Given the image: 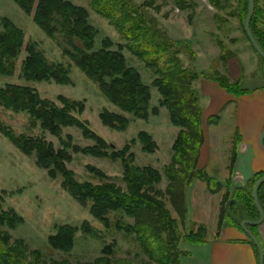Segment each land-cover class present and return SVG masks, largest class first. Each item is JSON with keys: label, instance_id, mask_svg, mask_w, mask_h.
<instances>
[{"label": "rangeland", "instance_id": "1", "mask_svg": "<svg viewBox=\"0 0 264 264\" xmlns=\"http://www.w3.org/2000/svg\"><path fill=\"white\" fill-rule=\"evenodd\" d=\"M70 1L89 10V22L97 31L95 48L101 46L104 38H110L114 42V47L118 42H125L119 31L105 17L95 12L91 4L92 0ZM125 1L133 6H139L140 15L145 10L146 18L154 19L159 29L171 39L185 42L183 46H177L181 50L178 56L184 68L194 69L197 73L203 72V75L209 78L219 77L222 81L232 86L237 84V87L246 91L249 90L247 86L264 87V61L247 39L244 22L240 21L237 12L236 0L224 1L221 9L214 7L210 0H183L182 2L188 5L187 8H180L175 0ZM121 3L122 0H114L118 8ZM122 9L123 15L127 13L130 16L124 7ZM0 15L13 20L24 32L25 42L34 43L48 61L65 65L71 79L69 84H58L53 81H26L21 76L20 60H18L17 68L12 75L0 74V86L6 83L29 84L42 97L56 102L59 106H61L59 96L84 101L83 111L76 116L87 122L88 127L106 141L105 150L120 151L125 146H128V149L116 159L78 151L76 149L97 144L95 139L86 137L79 127H63L57 136L43 129L39 122L34 126L28 114L14 112L0 106L2 124L16 134L44 138L51 142L56 150L64 147L61 140L65 142L69 140V145L65 149L70 159L66 162V166L72 170L74 177L80 182L87 181L96 186L108 184L126 193L128 186L123 178L125 163L132 167H149L156 170L160 176L158 181L148 184L145 182L146 178L142 177L141 180L136 181V185L140 193H146L153 197L155 203L158 202L168 215L166 220L175 225L172 231L175 232L174 236L170 237L163 233V237L175 239L174 244L178 250L189 249L196 245L185 241V238H190V233H197L202 228L204 240L207 242L211 236L218 234L223 226L231 224L223 220V211L226 209L225 197L230 196L236 188L244 186L232 187L231 185L235 162L227 178L230 180L229 187L227 188L224 183V186L216 193H213L211 188L216 187L217 171L212 173L199 167L198 162L196 176L191 181L186 177L175 176L183 169L182 166L172 164L173 145L180 128L171 123L167 107L159 105L160 93L152 85L154 74L142 60L126 48L123 49L127 63L135 67L140 72L143 82L151 87L150 106H155L157 112H151L146 119L135 118L110 102L98 83L89 78L65 54L64 49L68 45L60 33H57L55 38L48 36L33 21L31 15L24 12L13 0H0ZM1 29L2 26H0ZM177 35H184L185 38L176 39ZM220 42L221 45H219ZM74 43L82 46L78 38H74ZM196 50L201 52L200 58H196ZM203 52H206V57L203 56ZM24 56L25 53H22V57ZM210 56H212L211 61L207 59ZM195 63L203 68L197 69ZM244 77L246 81L243 82ZM199 96L201 105L205 108L204 102L207 96H203L201 86ZM105 109L127 116L129 123L126 129L116 130L103 124L100 113ZM215 113L219 114L218 111L206 110V115ZM223 115L218 128L222 135H226L229 133L231 113L225 112ZM204 127L210 132L217 129L207 125ZM141 131H146L155 141L156 148L153 151L148 152L143 149V144L138 139ZM223 146L228 147L225 142ZM232 147L233 141L229 152L232 151ZM236 148L238 151V144ZM236 158L237 154L235 161ZM169 166L172 169L170 175L173 179L168 177L166 172V167ZM203 172L206 177L213 180L211 188L206 180L198 177ZM186 173L188 172L183 169L182 174L186 175ZM133 174L137 173L133 172ZM61 181L60 174L52 178L48 170L36 164L34 152L30 155L22 153L0 132V194L3 199L1 210H12L23 219L15 228L6 224L0 226V241L5 247L17 252L20 256H25L29 264H158L143 251L136 231L127 233L115 228V222L119 220L138 228L133 216L114 210L107 214L109 225H106L92 215L89 205L86 207L80 205L62 187ZM169 185L183 194L184 203L180 205V208L172 202L169 190L166 189ZM177 205L179 206V203ZM235 207L239 208V204L237 203ZM216 210H218L217 214ZM86 221L96 236L83 232L79 228L70 251L53 249L49 245L48 235L54 233L57 226L70 224L80 227ZM109 249L110 253L107 252Z\"/></svg>", "mask_w": 264, "mask_h": 264}, {"label": "trees", "instance_id": "2", "mask_svg": "<svg viewBox=\"0 0 264 264\" xmlns=\"http://www.w3.org/2000/svg\"><path fill=\"white\" fill-rule=\"evenodd\" d=\"M13 1L24 12L31 15L33 21L48 36L55 38V35L60 33L64 37L69 47L64 49L65 54L89 78L98 83L99 88L110 102L135 118L146 119L151 112H157L155 106H150L151 87L143 82L140 72L127 63L123 49L126 48L142 60L154 74L152 85L160 93L159 105L167 107L171 123L180 128L173 145L172 164L173 166H182L188 173L186 175L182 174V169L175 176L186 177L190 181L196 176V165L204 136L202 109L199 104L198 92L194 87V81L199 77L206 76L203 75V72L197 73L194 69L182 66L178 56L181 50L177 46L181 47L185 42L171 39L164 31L159 29L154 19L146 18L145 10L140 15L139 11L141 9L139 6H133L125 0H122L119 8L114 4V0L91 1L95 12L105 17L125 39V42H118L114 47V42L110 38H104L98 48L94 47L97 31L89 22V10L86 7L75 4L70 0ZM182 1L175 0V3L180 8H187L188 5ZM224 1L229 2V0H210L211 4L217 9L222 8ZM236 1L239 19L244 22L248 11V0ZM254 3L250 29L264 50V8L258 0H255ZM123 7L130 13V16L127 13L123 15ZM0 26H2L0 30L1 75H12L17 68L16 62L20 60L21 76L26 81L70 83L68 68L62 63L48 61L44 53L37 49L34 43H26L24 32L13 20L0 15ZM74 38H78L82 42V46L76 45ZM247 39L249 40L248 36ZM219 45H221V42ZM255 51L264 61V58L256 49ZM22 53H25L24 57H22ZM214 79L227 91L236 95L248 91L240 89L237 84L232 86L219 77H214ZM58 99L61 106L48 98L42 97L29 84L6 83L0 86V106L14 112L28 114L34 126L39 122L43 129L49 130L57 136H59L63 127L77 126L82 129L86 137H91L97 142L94 146L76 149L78 151L116 159L121 157L122 153L128 149V146H125L120 151H106V141L91 130L87 122L76 116L83 111L84 101H75L64 96H59ZM100 117L103 124L116 130H125L129 123L127 116L108 109L103 110ZM219 119V115H212L208 118V123L217 124ZM0 132L22 153L30 155L34 152L36 154V164L48 170L52 178L60 174L62 176V187L80 205L84 207L89 205L92 215L99 218L106 225H109L107 214L114 210L123 211L129 216H133L139 226L138 228L131 224H125L121 220L115 222V228L127 233L136 231L139 234L138 239L143 251L151 260L158 264H180L181 257L187 254L186 251L176 248L175 239H165L163 237V233L170 237L174 236L175 232L172 231L175 225L166 220L168 215L158 202L155 203L150 195L140 193V189L136 185V181L141 180L142 177L146 178L145 182L148 184L158 181L160 176L156 170L149 167H132L125 163L123 178L127 183L128 190L123 193L118 189H114L112 185L96 186L87 181H78L72 170L66 166V162L70 159V155L65 149L69 145V140L68 142L61 140L64 147L56 150L53 144L44 138L16 134L12 129L2 124L1 121ZM138 139L142 142L145 151L151 152L156 148L155 141L146 131L139 132ZM239 140V138L233 140L228 166L230 173L233 170L237 154L236 144L239 143ZM133 172L137 174H133ZM166 172L168 177H173L170 175L172 172L170 166L166 167ZM263 176L264 170L254 173L243 187L236 188L230 196L225 197L226 209L223 211V220L241 227L240 220L242 218L257 219L259 217L252 195V188L254 183ZM198 177L206 180L209 187L212 186L213 180L206 177L204 172L200 173ZM215 182L216 187H210L213 193L218 192L224 186V183L219 180ZM229 182V179L225 182L227 188L230 185ZM166 189L169 190L173 204L180 208V205L182 206V203H184L182 192L180 193L175 188L172 189L170 185ZM257 196L264 209V182L259 185ZM230 199H235V201L228 203L227 201ZM2 201L0 194V226L6 224L11 228H15L23 219L12 210H1ZM237 203L241 207L240 211L235 207ZM248 227L254 233L255 225H249ZM79 228L83 232L96 236L92 227L86 221L80 227L70 224L57 226L56 231L48 235L47 241L53 249L70 251L73 248L75 234ZM202 232L201 228L197 233H190V238H185V241L192 244H204L206 241ZM247 240L253 245L258 256L255 244L248 237ZM107 252L110 253V249ZM34 254L38 255L39 253ZM0 264L29 263L26 261L25 256H20L17 252L8 249L0 241Z\"/></svg>", "mask_w": 264, "mask_h": 264}, {"label": "crops", "instance_id": "3", "mask_svg": "<svg viewBox=\"0 0 264 264\" xmlns=\"http://www.w3.org/2000/svg\"><path fill=\"white\" fill-rule=\"evenodd\" d=\"M175 38H185V36L177 35ZM195 52L196 58H200L201 52L198 50ZM205 53L203 52L204 57H206ZM211 57L207 59L211 61ZM195 64L197 69L203 68L197 63ZM244 81H246L245 77L243 78ZM200 86L203 96H207V100H205V108H203L199 96L204 139L200 148L198 166L212 173L217 171L215 175L218 180L225 183L229 176L228 166L231 154L229 149L232 146V141L239 138L231 185L232 187L245 185L254 173L264 170V149L259 143V136L264 130V87L261 85L247 86L249 89L247 92L236 95L227 91L213 78L199 77L194 82L198 95ZM205 109L218 111L219 114L206 115ZM225 112L231 113L230 127L229 133L222 135L218 126H220ZM216 114L220 116L218 123L209 124L208 118ZM204 125L217 127V129L210 132L205 130ZM224 142L228 145V149L223 146ZM240 208L239 205L237 210L240 211ZM253 231L260 240L264 251V219L255 225ZM193 246L188 247L189 249H183L187 254L181 257V264H258L256 250L247 240L243 229L236 225L227 224L204 244Z\"/></svg>", "mask_w": 264, "mask_h": 264}, {"label": "water", "instance_id": "4", "mask_svg": "<svg viewBox=\"0 0 264 264\" xmlns=\"http://www.w3.org/2000/svg\"><path fill=\"white\" fill-rule=\"evenodd\" d=\"M249 1V8H248V12L247 15L244 19V29L246 31V34L251 42V44L254 46V48L257 50V52L264 58V50L261 48V46L259 45V43L257 42V40L255 39L250 26H249V22H250V18L252 16L253 13V8H254V0H248ZM259 143L261 145V147L264 149V130L261 132L260 136H259ZM264 182V176L259 178L253 185L252 188V195H253V199L255 202V205L258 209L259 212V217L257 219H248V218H242L240 220V226L243 229L244 233L246 234V236L255 244L257 250H258V264H264V251H263V246L260 242V240L258 239V237L249 229V225H257L259 224L261 221H263L264 219V209L258 199L257 196V189L259 187L260 184H262ZM233 202L235 201L234 199H231L229 202Z\"/></svg>", "mask_w": 264, "mask_h": 264}, {"label": "flooded vegetation", "instance_id": "5", "mask_svg": "<svg viewBox=\"0 0 264 264\" xmlns=\"http://www.w3.org/2000/svg\"><path fill=\"white\" fill-rule=\"evenodd\" d=\"M255 1V0H254ZM258 2L260 3V5L264 8V0H258ZM255 5V3H254ZM248 8H249V1H248ZM253 11H254V8H253ZM248 12V11H247ZM253 15V13H252ZM252 17V16H251ZM251 19V18H250ZM249 26H250V22H249ZM250 41V40H249Z\"/></svg>", "mask_w": 264, "mask_h": 264}]
</instances>
